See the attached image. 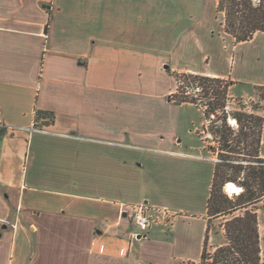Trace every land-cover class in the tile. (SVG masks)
Listing matches in <instances>:
<instances>
[{
    "label": "crops",
    "instance_id": "obj_1",
    "mask_svg": "<svg viewBox=\"0 0 264 264\" xmlns=\"http://www.w3.org/2000/svg\"><path fill=\"white\" fill-rule=\"evenodd\" d=\"M217 8L0 0V264L199 263L216 165L200 109L170 100L172 73L264 88V44L237 53L264 32L237 43ZM38 111L50 134L27 130ZM137 204L171 216L134 238Z\"/></svg>",
    "mask_w": 264,
    "mask_h": 264
},
{
    "label": "trees",
    "instance_id": "obj_2",
    "mask_svg": "<svg viewBox=\"0 0 264 264\" xmlns=\"http://www.w3.org/2000/svg\"><path fill=\"white\" fill-rule=\"evenodd\" d=\"M217 12L223 16L224 32L237 43L248 42L264 32V0H218ZM172 74L176 89L170 100L203 110L205 121L211 122L209 128L203 126V131L207 128L219 145L210 147L219 160L207 205L204 249L197 264H263L264 215L258 206L264 201V159L260 156L264 88L256 89L261 91L260 101L248 112L242 98L233 99L231 81L192 73ZM230 102L236 103L232 111H228ZM47 118L54 116L41 111L36 114L37 122ZM230 120L236 122L235 128ZM228 183L243 191L229 196L225 192ZM218 234L224 242L212 251L210 241Z\"/></svg>",
    "mask_w": 264,
    "mask_h": 264
},
{
    "label": "rangeland",
    "instance_id": "obj_3",
    "mask_svg": "<svg viewBox=\"0 0 264 264\" xmlns=\"http://www.w3.org/2000/svg\"><path fill=\"white\" fill-rule=\"evenodd\" d=\"M208 27H210L209 31L210 30H213V33L214 32H219V30L221 29V19L220 18H217L216 20H213V21H209L208 23ZM264 44V37L263 38H260L256 43H253V44H249L247 46H244L240 49H238L237 53H241V52H248V51H254L256 49H258L260 46H262ZM232 93L235 95L233 99L235 98H242L244 100V102L246 103L247 105V111L248 112H251L252 110V106L257 104V102L260 101V98H261V91L259 90H248V91H245V92H238V90L235 91L232 90ZM243 94V97H238L237 94ZM230 105H232L231 107H228V111H232L233 110V107L236 106V103L235 102H230ZM201 113L203 115V110H201ZM214 120V117L212 118ZM202 122H203V125L201 126V128L197 131V133L199 134L200 138H201V142H202V145L205 147V156L206 157H210L211 159L213 160H216L215 161V164L218 163V160H219V157H218V154L215 152H212L210 150V147H218L219 145L214 141V136L211 135V133L209 132V130L207 128H209V126L211 125V122L210 121H205V118L204 116H202ZM222 122H218V124H221ZM230 123L231 125L235 128L236 127V122L234 120H230ZM206 125V129H205V132L203 131V126ZM239 187V186H238ZM241 188V187H239ZM242 189V188H241ZM243 191V190H241ZM225 192L229 195V196H236L238 194H233L231 195L230 192H227L225 190ZM241 193V192H240ZM239 193V194H240ZM258 207H261V215H264V201L261 203V205H259ZM218 223V222H216ZM212 235H214V232L212 233ZM262 237H263V247H264V222L262 224ZM224 242L223 240V237L221 234H218L216 236H213L211 241H210V245L212 246V251L213 249L222 244Z\"/></svg>",
    "mask_w": 264,
    "mask_h": 264
},
{
    "label": "built area",
    "instance_id": "obj_4",
    "mask_svg": "<svg viewBox=\"0 0 264 264\" xmlns=\"http://www.w3.org/2000/svg\"><path fill=\"white\" fill-rule=\"evenodd\" d=\"M47 121L50 120L47 119ZM27 130L30 133H51L47 127L41 126L37 120H35L34 124ZM233 194L237 193H231V195ZM124 211L129 215L131 223L135 228V232L132 233L134 238L139 236L146 237L150 233L153 226L160 222H166L171 216V213L168 209L153 208L145 204L125 205ZM123 252L124 251H122V253Z\"/></svg>",
    "mask_w": 264,
    "mask_h": 264
},
{
    "label": "bare ground",
    "instance_id": "obj_5",
    "mask_svg": "<svg viewBox=\"0 0 264 264\" xmlns=\"http://www.w3.org/2000/svg\"><path fill=\"white\" fill-rule=\"evenodd\" d=\"M225 189H226L227 192H230V193H237V194H239L241 192V188H239L234 183H228L226 185Z\"/></svg>",
    "mask_w": 264,
    "mask_h": 264
},
{
    "label": "water",
    "instance_id": "obj_6",
    "mask_svg": "<svg viewBox=\"0 0 264 264\" xmlns=\"http://www.w3.org/2000/svg\"><path fill=\"white\" fill-rule=\"evenodd\" d=\"M226 190V189H225Z\"/></svg>",
    "mask_w": 264,
    "mask_h": 264
}]
</instances>
